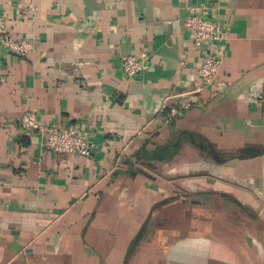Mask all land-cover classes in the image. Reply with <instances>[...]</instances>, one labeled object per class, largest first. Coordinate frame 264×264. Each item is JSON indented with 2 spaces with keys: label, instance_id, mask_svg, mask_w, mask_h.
Returning a JSON list of instances; mask_svg holds the SVG:
<instances>
[{
  "label": "crops",
  "instance_id": "0c3cea01",
  "mask_svg": "<svg viewBox=\"0 0 264 264\" xmlns=\"http://www.w3.org/2000/svg\"><path fill=\"white\" fill-rule=\"evenodd\" d=\"M217 23L200 84L182 23ZM0 264H264V0H0ZM148 68L127 77L124 55ZM77 124L92 156L42 150L19 120Z\"/></svg>",
  "mask_w": 264,
  "mask_h": 264
},
{
  "label": "built area",
  "instance_id": "2783aa9c",
  "mask_svg": "<svg viewBox=\"0 0 264 264\" xmlns=\"http://www.w3.org/2000/svg\"><path fill=\"white\" fill-rule=\"evenodd\" d=\"M182 26L189 33L193 45L199 51L200 59L197 76L200 84L187 92L178 104L168 109L167 116L169 118L176 115L179 110L189 108L196 93L214 82L222 62L214 47L224 34L217 23L199 14L190 13L184 18ZM0 44L8 52L19 57L27 55L33 49L31 39L15 38L10 35L6 20L1 15ZM148 66V54L145 51L124 55L120 58V68L129 78L141 74ZM19 128L22 131L37 132L41 137L40 146L42 150L47 152L92 156L97 148L89 132L83 130L77 124L65 127L46 126L37 120L33 111L26 112L21 116Z\"/></svg>",
  "mask_w": 264,
  "mask_h": 264
}]
</instances>
